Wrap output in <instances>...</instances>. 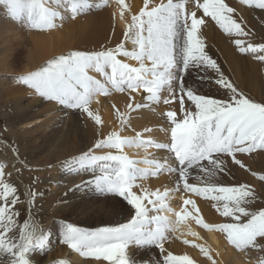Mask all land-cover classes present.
<instances>
[{
  "label": "snow or ice",
  "instance_id": "6c2138e0",
  "mask_svg": "<svg viewBox=\"0 0 264 264\" xmlns=\"http://www.w3.org/2000/svg\"><path fill=\"white\" fill-rule=\"evenodd\" d=\"M240 2L264 10V0ZM107 3L108 0H0L8 19L39 32L60 28L66 20H74ZM116 3L125 29L115 46L72 50L16 77L19 84L37 96L86 113L97 125L102 120L90 107L94 100L113 92L127 93L126 110L115 109L121 131L128 125L132 112L151 105L169 106L163 113L168 126L159 129L165 140L144 138L143 133H151V128L134 136L111 131L86 151L63 162L71 173H91L85 186L122 198L130 210L126 222L94 229L61 221L62 243L83 258L108 264H136L128 251L133 245L159 248L163 264H196L189 255H175L165 249L169 234L178 232L191 217L202 228L224 234L240 252H264V206L254 207L257 192L247 183L224 185L218 180L230 171L229 159L241 169L251 171L238 154L264 152V102H255L225 76L206 51L202 27H206L205 18H210L239 53L252 55L261 62L264 42L246 41L249 33L233 18L235 8L225 0H143V7L136 14L131 13L126 0ZM125 13L130 14V20ZM193 71L201 82L214 83L223 90V96L213 98L189 86L186 77ZM134 93H142L147 103H134ZM177 101L178 108L172 107ZM125 148L143 149L146 155L142 160L131 159ZM149 148L165 150L171 163L161 162L154 155L150 158ZM98 149L109 151L96 154ZM141 164L145 166L140 167ZM7 168V164L0 163V264H32L31 254L48 247L50 234L31 218L19 220L16 206L21 194L9 179L12 173ZM164 172L176 175L171 191L183 190L212 202L211 207L225 222L206 223L193 199H184L183 204L191 205L195 214L186 208L176 212L167 202L169 189L151 191L140 183ZM193 173L199 183L189 182ZM251 175L264 182V173L251 171ZM28 196L29 202L34 203L37 193L30 191ZM166 213H172L176 219ZM183 243L191 244L211 264H217L205 245L187 239ZM56 264L69 262L60 260ZM259 264H264V258Z\"/></svg>",
  "mask_w": 264,
  "mask_h": 264
},
{
  "label": "bare ground",
  "instance_id": "6f19581e",
  "mask_svg": "<svg viewBox=\"0 0 264 264\" xmlns=\"http://www.w3.org/2000/svg\"><path fill=\"white\" fill-rule=\"evenodd\" d=\"M95 2L103 3V0H95ZM126 3L132 14L138 13L143 7V0H126ZM225 3L235 8L233 18L237 19L249 33V36L245 38L246 41L264 42V10L244 5L240 0H225ZM125 16L130 20L129 13H125ZM205 19L207 24L206 27H202V33L207 53L217 61L225 76L234 82L239 90L255 102H264V62L256 60L252 55L239 53L227 34L223 33L215 25V22L210 21V18ZM14 28L15 22L7 18L3 7L0 6V46L7 43L8 34L18 35L17 30H13ZM124 29L125 21L120 20L119 7L116 0H113L112 5L108 7H103L98 11L90 10L87 14H82L74 20H66L60 28L47 32L36 31L30 34L29 54L21 69L25 73L36 70L47 60L72 50H98L101 47L115 46L118 41L122 40ZM126 46L131 48L130 44ZM0 57V73L13 71L14 69L9 63L10 54L0 51ZM127 62L136 63L130 60ZM90 74L101 78L96 73ZM186 83L197 89L199 93L210 97L221 98L223 96V90H220L214 83L201 82L197 78L196 71L186 77ZM205 85L212 87L215 93H207ZM3 94L12 104V122L11 120L10 122L16 125L17 146L14 148L11 140L0 138V163L8 165L6 171L12 173L9 179L16 184L17 188H20L21 194L27 196V199L22 201L23 196L21 195L20 202L16 206L17 209L26 203L29 211L26 219H33L50 234L48 247L44 251L37 250L31 254L32 264H56L60 260L68 261L69 264H108V262L83 258L63 244L61 230L58 229L55 220H58L59 226L62 221L94 229L98 226L126 222L130 206L127 203L122 204L120 197L116 195L111 201H107L106 193H101L91 186H85L84 182L91 179V173L79 175L71 173L63 167V162L86 151L96 140L106 137L111 131H118L121 136H134L136 132L143 133L144 128H151L153 129L151 133H143L144 138L165 140V134L159 129L168 126L163 113L168 110L169 106L151 105L132 112L128 125L121 131L115 109L119 108L121 112L126 110V105L129 102L127 93L113 92L110 96L101 95L94 100L90 107L101 116L102 123L100 125H97L86 113L45 101L27 86L18 82ZM133 96L135 97L134 103H147L143 99L142 93H134ZM114 105L115 107H113ZM172 107L178 108V101ZM8 151L18 158L16 162L8 156ZM107 151L109 149H98L96 154H103ZM124 151L131 159L136 160H142L146 155L143 149L125 148ZM19 152L28 154L30 165L20 160ZM147 154L150 158L154 155L161 162L168 160L171 163V156L165 150L149 148ZM238 158L242 159L251 171L264 173V152L238 154ZM144 166L140 165V167ZM229 168V172L218 177L219 182L224 185L241 183L251 185L258 195L254 207L264 206V186H262L264 182L252 176L251 171L232 164L230 159ZM16 169L19 171L17 172ZM21 171L35 174L38 179L45 176L47 182L40 188L34 203L29 202L28 193L33 190ZM195 177L196 173H193L189 182L199 183ZM175 179L174 173L164 172L158 177H151L140 183L151 191L159 189L163 192L165 189H169L167 202L176 212L186 208L188 212L195 214L191 205L183 204L184 199H193L206 223L225 222V218L220 217L211 207L212 202L183 190L171 191L175 188ZM99 196L102 197L100 200L92 202L93 199H99ZM88 203L93 206L97 205L98 210L96 209L97 212H95L98 219L88 221L85 217L78 216H75L73 220L70 219L75 213L74 211L88 212ZM166 214L176 219L172 213ZM59 228L61 229V227ZM192 232L198 235L193 236ZM184 239L208 247L217 264H259L261 258H264V252L236 250L228 243L224 234L202 228L191 217L181 224L178 232L169 234V239L165 242V249L175 255H189L196 264H211V261H208L199 249L194 248L191 244L183 243ZM55 246L56 250L53 248ZM157 249L155 246L137 247L133 245L129 247L128 251L136 264H145V262L161 264L163 254L159 253L160 250L157 251Z\"/></svg>",
  "mask_w": 264,
  "mask_h": 264
},
{
  "label": "rangeland",
  "instance_id": "374dc122",
  "mask_svg": "<svg viewBox=\"0 0 264 264\" xmlns=\"http://www.w3.org/2000/svg\"><path fill=\"white\" fill-rule=\"evenodd\" d=\"M112 1L113 0H108L107 5L104 6V7H108V6L112 5ZM102 8H93L91 10L98 11L99 9H102ZM70 20L71 19H68L67 21H70ZM13 30H17L18 35L14 36L12 34H8L7 43H4V44H2V46H0V51L2 53L3 52L4 53L7 52V53L10 54L9 63L11 64L12 68L14 69L11 72L0 73V79H1V81H0L1 82L0 83V138L1 139L11 140V143L14 144L13 147L15 148L17 146L16 145L17 136L15 134L16 133V125L11 123L12 122V120H11L12 119V117H11V115H12V104H11V102H9L6 99V95L3 94V93L7 89H10L17 82L16 77H18L19 75H22V74H26L24 72V70H22L21 68H22V65L24 63H26L27 57H28V54H29L30 34H32L33 32H36V31L28 29V28L22 26L19 23H15V28ZM15 70H16V72H15ZM2 80H4L6 83L3 82ZM9 86H10V88H9ZM205 86H206L207 93H209V94L215 93L214 89L212 87H209L207 85H205ZM10 120H11V122H10ZM7 154L15 162L18 160V158L15 155H13V153L11 151H10V153L8 151ZM18 155L20 156L19 157L20 160H22L23 162H27L30 165V163H29L30 162V158H29L27 153L19 152ZM21 173L23 175H25V179L28 180L29 184L31 185V188H32L33 192L37 193V196H38L40 188L42 186H44L46 184V182H47L46 179L44 178L45 176L42 177L41 178L42 180H41L40 178L36 179L38 176H36L35 174L32 175V174H29V173L23 172V171H21ZM18 191L21 194L20 188H18ZM106 194L107 195H105V196L106 197L108 196L107 197V199H108L107 201H111L112 198L114 197V195L109 194V193H106ZM21 195L23 196V198L21 199L22 201L27 199V196L25 194H21ZM98 198L99 199H97V200L93 199L92 202L93 201H98L102 197L99 196ZM120 201H121L122 204H126V202L123 201L122 198H120ZM88 205H89V208H87ZM88 205L86 206L88 212L87 211L86 212H82L81 210L80 211L78 210V212L74 211L76 213V215L74 213L72 215V218H70V219L73 220L75 218V216L85 217V219L88 220V221L89 220L90 221H95L96 219H98V218H96V212L98 210L96 203H95L96 206H93L91 203H88ZM18 210L20 212L19 220L22 222L23 220L26 219V217L28 215V212H29L28 211V206L25 203ZM83 213H84V216H83ZM55 223L57 224L58 229L61 230L59 228L60 226L58 225V220H55ZM53 248L56 250L57 247L55 246ZM54 249H53V251H55ZM155 249H157V248L155 247ZM158 250L159 249H157V251ZM159 253H161V252L159 251ZM161 261H162L161 264H163V260H161Z\"/></svg>",
  "mask_w": 264,
  "mask_h": 264
}]
</instances>
